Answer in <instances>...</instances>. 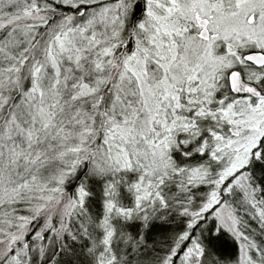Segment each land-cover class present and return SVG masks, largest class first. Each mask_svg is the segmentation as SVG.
I'll return each mask as SVG.
<instances>
[{
	"label": "snow or ice",
	"instance_id": "obj_1",
	"mask_svg": "<svg viewBox=\"0 0 264 264\" xmlns=\"http://www.w3.org/2000/svg\"><path fill=\"white\" fill-rule=\"evenodd\" d=\"M0 264H264V0H0Z\"/></svg>",
	"mask_w": 264,
	"mask_h": 264
}]
</instances>
